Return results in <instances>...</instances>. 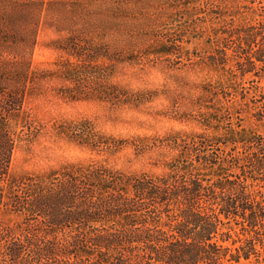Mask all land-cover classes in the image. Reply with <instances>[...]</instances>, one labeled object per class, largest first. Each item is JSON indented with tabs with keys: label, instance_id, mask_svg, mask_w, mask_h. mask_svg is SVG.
I'll use <instances>...</instances> for the list:
<instances>
[{
	"label": "rangeland",
	"instance_id": "1",
	"mask_svg": "<svg viewBox=\"0 0 264 264\" xmlns=\"http://www.w3.org/2000/svg\"><path fill=\"white\" fill-rule=\"evenodd\" d=\"M25 1L0 0V4ZM45 1L63 3L64 11L80 3V11L87 12L103 9L108 0ZM189 1L183 6L175 0H126L121 31L111 35H98L78 24L58 31L54 21L61 13L50 10L33 48L25 54L33 82L13 122L18 132L26 124L35 130L31 135L25 128L18 133L10 175L47 179L64 169L97 165L130 176H161L177 158L178 150L168 148L173 138L198 143L202 136L207 148L221 151L224 162L194 164L189 171L199 172L210 185L238 179L244 194L263 192V183L248 176L246 153H251L250 141L264 138V58H255L260 37L253 43L246 38L249 28L264 23V0ZM157 31L175 36L176 42L170 38L165 45L180 63L164 56L143 58ZM68 36L102 44L107 54L92 61L70 55L58 48ZM0 53L6 55L1 49ZM76 71L79 78L84 74L80 72L91 71L100 78L77 88L71 76ZM98 86L108 90L100 96ZM65 89H81L84 94L69 100L61 95ZM83 124L110 148L91 149L71 138L72 130L84 128ZM136 145L151 149L136 155ZM233 190L227 185L225 197ZM219 193L216 190L215 195ZM209 206L216 213L220 207ZM219 219L217 240L224 233L232 240L236 234L242 238L235 225L239 218L219 215ZM19 222L16 215L0 213V225L15 227ZM223 245L238 246H231V241Z\"/></svg>",
	"mask_w": 264,
	"mask_h": 264
},
{
	"label": "trees",
	"instance_id": "2",
	"mask_svg": "<svg viewBox=\"0 0 264 264\" xmlns=\"http://www.w3.org/2000/svg\"><path fill=\"white\" fill-rule=\"evenodd\" d=\"M125 1L108 0L103 9L87 12L80 11V3L69 11L57 1L0 4V49L6 54L0 53V213L20 218L15 227L0 225V264H264V138L250 141L247 148V152L252 149L246 153L248 176L252 182L263 183V192L248 195L238 179L233 183L217 180L210 185L199 172L188 170L194 164L224 162L221 151L207 148L202 136L198 143L173 138L168 148L178 150L177 158L161 176H130L97 165L64 169L47 179L10 175L18 133L25 128L31 135L35 130L26 124L18 132L13 121L22 112L33 82L25 54L28 47L33 48L41 23L47 22L49 11L55 8L61 13L54 21L58 31L78 24L98 35L116 34L122 28ZM175 1H182L183 6L190 3ZM247 31L246 39L251 38L252 43L260 37L255 58L261 61L264 23ZM174 37L157 31L153 42L144 48L143 58L164 56L171 63H180L179 57L171 58L165 45L170 38L176 42ZM58 48L89 61L107 54L102 44L84 43L75 36H68ZM249 64L253 71L254 64ZM83 75L79 78L77 71L71 75L77 88L100 78L94 71L84 75L85 81ZM98 87L100 96L108 90ZM80 90L65 89L61 95L77 100L84 94ZM70 137L91 149L110 148L86 125L72 130ZM149 148L136 145V155ZM227 185L234 190L225 197ZM216 190L220 191L218 196ZM209 205L220 206L218 212ZM219 215L239 218L235 225L240 226L242 238L236 234L232 240L224 233L217 240L222 225ZM228 241L238 246H224Z\"/></svg>",
	"mask_w": 264,
	"mask_h": 264
}]
</instances>
